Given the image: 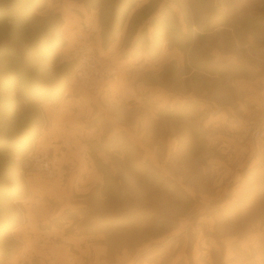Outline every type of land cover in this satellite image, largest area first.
<instances>
[{
  "label": "rangeland",
  "instance_id": "1",
  "mask_svg": "<svg viewBox=\"0 0 264 264\" xmlns=\"http://www.w3.org/2000/svg\"><path fill=\"white\" fill-rule=\"evenodd\" d=\"M140 1L0 0V260L11 262L23 247L17 231L30 220L53 217L51 223L65 220L57 225L67 223L68 234L106 244L110 255L136 254L145 240L175 236L179 249L187 242L189 252L195 246L208 253L209 264H264V143L246 136L248 129L230 131L227 141L222 132H208L221 106L232 108L227 123L241 115L247 128L264 121V0H148L119 53L101 55L116 65L131 56L135 63L118 64L130 68L120 78L131 81L138 97L149 94L148 101L163 87L183 100L187 116L179 118V107L174 118L158 122L150 112L129 111L117 92L102 103L113 123L98 117L103 130L87 142L60 129L68 110L75 117V104L65 102L79 86L68 54L79 33L90 34L93 48L96 42L82 25V8L100 10L107 48ZM159 9L149 22L153 32L136 36L141 21ZM163 47L165 60L151 65ZM238 80L244 85L236 87ZM54 112L63 120L56 122ZM123 124L132 132H115ZM34 154L53 158L62 176L44 178L30 164ZM245 200L250 207L238 218L224 217Z\"/></svg>",
  "mask_w": 264,
  "mask_h": 264
},
{
  "label": "crops",
  "instance_id": "2",
  "mask_svg": "<svg viewBox=\"0 0 264 264\" xmlns=\"http://www.w3.org/2000/svg\"><path fill=\"white\" fill-rule=\"evenodd\" d=\"M148 0H141L140 4L137 3L138 6L129 8L128 12L125 17L123 18L122 23H120V27L117 30V33L115 36L116 39L114 40L112 45H109V47L104 48L102 45V34H101V28H100V10H94V9H87L82 8L83 15H81L82 18V25L86 24L89 25V27L92 30V35L95 38L94 48L101 54H117L119 53L121 47V41L123 40V36L127 35L132 20L134 18L135 13L137 12V9L141 5L147 4ZM172 10H174V7H171ZM161 9H159L158 13L153 14L150 18H144L140 24L139 27H137L139 30L136 32V36H140L142 32L145 35H150L153 32V25L149 23L153 18L159 17L161 15ZM119 22V17H116V20L114 19L115 25ZM119 26V24H117ZM82 31L81 28L77 30V32ZM158 32V29L156 30ZM155 31V32H156ZM156 32V33H157ZM120 37V39L118 38ZM163 47L161 49L160 55L158 56L157 60L154 61L153 64L158 63V61L163 62L165 59L164 49ZM143 51V50H141ZM111 57V56H110ZM113 57V56H112ZM132 57L129 56L127 59L119 60L117 65H129L128 63H135L133 60H131ZM161 59V60H158ZM166 62V61H165ZM147 64V60L145 61ZM151 63V62H149ZM160 63V62H159ZM143 67L144 65L141 64ZM244 85V81L238 80L235 83L236 87H239L238 84ZM248 84V83H247ZM76 86V84H74ZM249 85V84H248ZM146 89L144 90L145 93L147 92ZM121 93L123 96L126 97V102H130L127 108H130L132 110L129 111H137V110H144L145 115L144 117H148L147 113L150 112V115L152 118L154 117L156 121H164V119L167 118H174V114H176V111L182 108V116L179 118H185L187 116V108L182 103L183 100L179 99L177 96L173 95V93H169V91L164 90L163 87H156V91L151 94V98L148 101L147 96H141L139 97L136 95V90H133L131 81H127L124 78H119V80L110 81L103 85V88L100 90L99 93L94 94L88 90H86L84 87H76V93L73 97L68 98V100L65 103H68L71 107V104H75V117L72 116L70 111L68 110L65 115V117H68L65 120V123L61 125L60 129L63 132H66L67 134H75L76 136H79V139H82V142H87L90 138L89 135H93L94 133L99 132L100 130H103V119L106 118L108 123H113L109 118H107L110 113L107 111L108 108L102 105V103H105L106 98L109 97V95H115L116 93ZM149 93V92H148ZM253 95V101L259 103V93H254ZM141 99V100H140ZM197 104H201V100L196 102ZM187 105V104H186ZM201 106V105H200ZM69 107V108H70ZM242 109L244 111V106L242 104ZM126 108V109H127ZM203 109V108H201ZM232 108L221 106L219 108V111L216 112V114L213 116L212 122L210 120V126H209V133L211 132H222L224 137H220L222 141H227V138L230 139L228 136V133L234 132V133H242L245 131V129H249L251 127L247 128V125L249 122L246 120L244 121V115L241 117L239 116L238 119L235 120L234 123L228 122V117H231L232 112L230 111ZM139 110V111H140ZM53 111V110H52ZM202 111V110H200ZM130 113V112H129ZM132 113V112H131ZM130 113V114H131ZM248 113V112H247ZM60 115V116H59ZM55 121L62 117L61 114H57L54 112ZM104 116V118L99 119L98 117ZM135 116V115H134ZM232 119V118H230ZM213 125L211 126V124ZM120 128L117 129L115 132L119 131H127L132 132V126L131 125H121ZM220 128V129H219ZM218 129V130H217ZM114 132V133H115ZM113 133V134H114ZM94 138V137H93ZM95 139V138H94ZM232 139V138H231ZM84 144V143H83ZM231 144L238 145L240 149L242 150L244 148L243 144L238 141H234ZM256 147V146H255ZM254 147V148H255ZM85 149V147H84ZM254 150V149H252ZM243 152V151H242ZM68 161H76L79 160L81 163V159L77 156L69 157L67 158ZM256 160V159H255ZM238 161H242V159L239 157ZM71 162V163H72ZM255 162V161H254ZM253 162V163H254ZM239 163V162H238ZM241 165V163L239 164ZM240 175V174H239ZM62 175H59L60 177ZM56 178L57 180L59 178ZM90 178V177H89ZM241 178V175L240 177ZM103 177L101 178V175H96V180L101 181ZM238 180V179H237ZM264 194V193H263ZM66 209V208H65ZM55 217V216H54ZM53 218V217H52ZM51 219V221H53ZM56 218V217H55ZM41 219L36 220H30L28 226L21 228L19 231H17V234H23L24 237H21L23 247L19 250L17 254H15L11 262L13 264H209L207 261L210 258V255L201 254V252L196 251L195 246L190 248V252L187 250V247L184 242L183 247L179 249V243L178 242H172L175 236H169L166 238H160V239H153V240H145L143 247H141V251L136 254H131L129 251H124V253H121L119 255H110L108 253V248L105 246L106 244L96 245L92 242L93 238L91 239L88 235H78L75 233L68 234L65 230L67 226V223L63 227L62 225H57L58 223H64L65 220H60L57 223H51V221H42ZM51 223V225L49 224ZM49 224V225H47ZM132 226L128 227L127 225L123 226V230H129L130 228L134 227L135 224H131ZM58 226V227H57ZM41 227H45L43 230ZM178 235V234H174ZM100 237V236H98ZM177 237V236H176ZM101 238H97V240H100ZM104 239V238H103ZM178 240V238H175ZM184 239V238H183ZM95 240V239H94ZM151 241L154 242V245H152ZM155 241H160V243H156ZM185 241V239H184ZM93 246H90V245ZM98 244V243H97ZM189 248V247H188ZM23 254H25V257H23ZM110 255V256H109ZM167 255L169 257L167 258ZM224 262H227L226 259L228 258V255L225 254L223 256ZM23 262V263H21Z\"/></svg>",
  "mask_w": 264,
  "mask_h": 264
},
{
  "label": "built area",
  "instance_id": "3",
  "mask_svg": "<svg viewBox=\"0 0 264 264\" xmlns=\"http://www.w3.org/2000/svg\"><path fill=\"white\" fill-rule=\"evenodd\" d=\"M78 41L68 54L69 61L73 64V82L86 90L98 93L103 85L122 77L129 67L116 65L111 57L103 56L96 52L91 44L88 32L79 33ZM250 133V134H248ZM255 142L264 143V121L246 131ZM54 159L45 154H34L30 158V164L40 172L44 178L53 179L59 175L55 168ZM25 257V254H23ZM23 263V262H22ZM0 264H13L2 261Z\"/></svg>",
  "mask_w": 264,
  "mask_h": 264
},
{
  "label": "trees",
  "instance_id": "4",
  "mask_svg": "<svg viewBox=\"0 0 264 264\" xmlns=\"http://www.w3.org/2000/svg\"><path fill=\"white\" fill-rule=\"evenodd\" d=\"M117 17V16H116ZM116 17L114 18L116 20ZM115 25V23L113 24ZM111 34L109 33V35H106L105 36V39L107 41L111 40L112 38V35H113V30L111 29ZM261 190L263 191L264 193V189L261 188ZM250 207V203H248L247 200L245 201H237L236 203H234L233 205V209L229 210L227 213L224 214V217L228 220H232V219H235V218H238L239 215H241L244 211H246L248 208ZM9 225V222H6V224L4 226H7ZM1 253H0V258H1ZM3 260H0V262H2Z\"/></svg>",
  "mask_w": 264,
  "mask_h": 264
}]
</instances>
